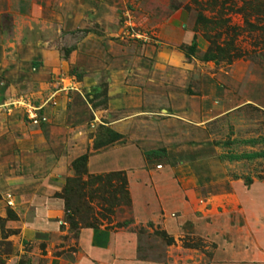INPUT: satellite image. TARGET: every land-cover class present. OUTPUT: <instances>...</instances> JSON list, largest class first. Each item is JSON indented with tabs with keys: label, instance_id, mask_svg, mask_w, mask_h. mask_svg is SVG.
Returning <instances> with one entry per match:
<instances>
[{
	"label": "rangeland",
	"instance_id": "obj_1",
	"mask_svg": "<svg viewBox=\"0 0 264 264\" xmlns=\"http://www.w3.org/2000/svg\"><path fill=\"white\" fill-rule=\"evenodd\" d=\"M0 7V104L78 88L59 90L39 125L0 108V170L19 172L27 131L65 212L21 236L0 195V264H264V0ZM122 179L128 202L114 206Z\"/></svg>",
	"mask_w": 264,
	"mask_h": 264
},
{
	"label": "crops",
	"instance_id": "obj_2",
	"mask_svg": "<svg viewBox=\"0 0 264 264\" xmlns=\"http://www.w3.org/2000/svg\"><path fill=\"white\" fill-rule=\"evenodd\" d=\"M7 10V8L0 7V15ZM1 58L2 56H0ZM3 66V61H0V68ZM14 125H20V128L24 130L26 123L20 120ZM29 138L27 131H22L18 136L20 141L17 142V146L13 147V153L17 157L16 159H19L17 161L19 172L14 171V167L3 168L4 172L0 170V195L2 197L6 194L9 195L6 200L9 199L14 204L13 208L17 209L16 220L7 221L3 226L17 228L21 236L29 234L35 237L42 235L43 231L40 228L42 221H47L55 214L62 218L65 216V212L62 211L60 214L58 210L52 209L53 207L49 205L56 203L54 199L51 201L50 196L58 186L57 175L54 173V167H51L50 159L44 156L46 152L40 151L42 154L40 157L31 156L34 155L32 153L34 151L24 146V143H29ZM12 171L14 172L8 173ZM1 232L0 226V238ZM82 237L83 234H79L78 245L82 242L85 245V239Z\"/></svg>",
	"mask_w": 264,
	"mask_h": 264
},
{
	"label": "built area",
	"instance_id": "obj_3",
	"mask_svg": "<svg viewBox=\"0 0 264 264\" xmlns=\"http://www.w3.org/2000/svg\"><path fill=\"white\" fill-rule=\"evenodd\" d=\"M128 28L131 35L136 36L137 38L145 37L144 34H141V32L136 30L130 23L128 25ZM59 85L60 83H57V86ZM65 88L78 91V88L74 83H69L68 86L56 87L57 91L51 93L49 97H46L43 100L34 99L32 98V96L28 95H16L9 97L7 100H4L0 104V108H3L6 111H9L12 108H19L23 113V117L26 122L33 125H39L43 121V115L41 114V112L44 110L45 106L59 90ZM7 202L8 204L12 205V202L9 199Z\"/></svg>",
	"mask_w": 264,
	"mask_h": 264
},
{
	"label": "trees",
	"instance_id": "obj_4",
	"mask_svg": "<svg viewBox=\"0 0 264 264\" xmlns=\"http://www.w3.org/2000/svg\"><path fill=\"white\" fill-rule=\"evenodd\" d=\"M195 46H196V44H195V42H192V44L188 47V51H189V53H192L193 51H194V49H195ZM117 137L118 136H115V134L113 135V137L112 138H110L108 141H113V140H116L117 139ZM101 144H104V143H106V142H100ZM258 157L260 156L259 154H256ZM86 154H83V155H81V156H79V157H77L76 159H74V161H73V164L74 163H76V162H78V161H80V162H83L84 164H85V162H86ZM111 175H115V174H111ZM111 175H107V176H111ZM107 176H105L106 178H110V177H107ZM116 176V175H115ZM120 185H122V187H123V189H124V187H125V181H124V179H122V180H120ZM66 192V191H65ZM123 193H124V195L122 196L121 195V192L119 193V192H117V194H120L119 195V198L118 199H116V201H115V203H113V205L114 206H116V205H118V204H122V203H124V204H126L127 202H128V198H127V191L124 189L123 190ZM122 197H124V198H122ZM64 199H65V204L67 203V198L66 197H63ZM66 214H67V218L69 217V215H68V209H66Z\"/></svg>",
	"mask_w": 264,
	"mask_h": 264
}]
</instances>
